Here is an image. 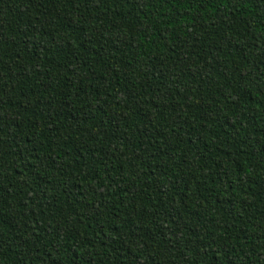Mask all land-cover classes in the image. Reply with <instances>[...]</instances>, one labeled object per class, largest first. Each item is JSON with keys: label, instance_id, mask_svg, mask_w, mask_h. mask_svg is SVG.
Listing matches in <instances>:
<instances>
[{"label": "trees", "instance_id": "16d2710c", "mask_svg": "<svg viewBox=\"0 0 264 264\" xmlns=\"http://www.w3.org/2000/svg\"><path fill=\"white\" fill-rule=\"evenodd\" d=\"M0 264H264V0H0Z\"/></svg>", "mask_w": 264, "mask_h": 264}]
</instances>
